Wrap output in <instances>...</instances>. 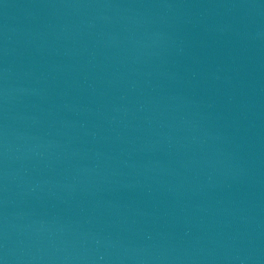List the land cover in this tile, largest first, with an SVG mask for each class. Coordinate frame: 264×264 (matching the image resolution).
I'll return each mask as SVG.
<instances>
[{
  "label": "water",
  "instance_id": "1",
  "mask_svg": "<svg viewBox=\"0 0 264 264\" xmlns=\"http://www.w3.org/2000/svg\"><path fill=\"white\" fill-rule=\"evenodd\" d=\"M0 264H264V0H0Z\"/></svg>",
  "mask_w": 264,
  "mask_h": 264
}]
</instances>
